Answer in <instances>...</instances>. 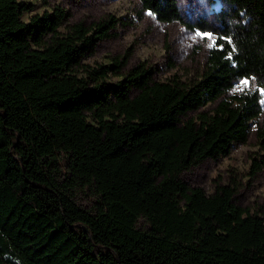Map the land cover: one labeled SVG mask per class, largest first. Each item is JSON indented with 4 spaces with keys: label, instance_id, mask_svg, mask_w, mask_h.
<instances>
[{
    "label": "trees",
    "instance_id": "16d2710c",
    "mask_svg": "<svg viewBox=\"0 0 264 264\" xmlns=\"http://www.w3.org/2000/svg\"><path fill=\"white\" fill-rule=\"evenodd\" d=\"M138 1L214 33L196 77L158 80L129 53L88 64L116 18L67 25L54 7L25 21L28 3L0 0V264H264V212L235 185L180 179L261 116L264 0H210L209 23H186L178 0Z\"/></svg>",
    "mask_w": 264,
    "mask_h": 264
},
{
    "label": "rangeland",
    "instance_id": "374dc122",
    "mask_svg": "<svg viewBox=\"0 0 264 264\" xmlns=\"http://www.w3.org/2000/svg\"><path fill=\"white\" fill-rule=\"evenodd\" d=\"M28 3L22 14L27 21L31 14H42L59 7L66 12L65 24L82 22L85 25L101 20L107 15L117 19L113 35L98 41L93 52L84 61L88 64L110 63L114 56L129 53V66L145 63L154 71L158 80H167L173 75L182 80L196 77L201 71L209 45L214 38L205 39L196 35L198 27L190 28L184 23L159 22L148 11L140 8L138 0H19ZM210 0H178V6L186 23H195L198 17L210 22ZM64 25L61 26L63 28ZM127 51V52H126ZM115 79V77H112ZM244 88L240 81L234 90ZM264 99V97H262ZM258 120L252 123L247 141L233 144L230 152L216 158H207L185 170L180 179L187 186L201 187L211 193L217 184L236 186L234 201L250 212H264V104ZM261 165L253 173V163ZM76 202L88 207L89 198L78 194Z\"/></svg>",
    "mask_w": 264,
    "mask_h": 264
},
{
    "label": "snow or ice",
    "instance_id": "6c2138e0",
    "mask_svg": "<svg viewBox=\"0 0 264 264\" xmlns=\"http://www.w3.org/2000/svg\"><path fill=\"white\" fill-rule=\"evenodd\" d=\"M149 14H151V12L149 13ZM196 35L198 36V37H202V38H205V39H211L212 38V36L214 35V33L212 32V31H202V30H199V29H197V31H196ZM223 40L225 41V42H227V43H231V37H229V36H224L223 37ZM214 46H216V43H214V44H210L209 45V47H214ZM223 46L224 45H219V47H221V48H223ZM229 59H231L232 57H231V54L229 53V57H228ZM253 79H254V77H253ZM251 84V80L249 79V77L248 76H244V77H242L241 78V80H240V85H242V86H244V87H247V86H249ZM257 92L262 96V97H264V86H259L258 88H257ZM260 103L261 104H264V99H261L260 100Z\"/></svg>",
    "mask_w": 264,
    "mask_h": 264
}]
</instances>
